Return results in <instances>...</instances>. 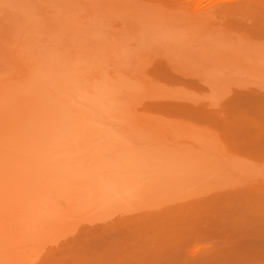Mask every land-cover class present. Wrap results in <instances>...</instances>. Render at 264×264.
Returning <instances> with one entry per match:
<instances>
[{
  "label": "rangeland",
  "instance_id": "374dc122",
  "mask_svg": "<svg viewBox=\"0 0 264 264\" xmlns=\"http://www.w3.org/2000/svg\"><path fill=\"white\" fill-rule=\"evenodd\" d=\"M158 1L0 0V264H72L57 255L109 220L264 183L222 125L264 114V37L216 23L212 42L244 35L223 39L242 54L219 44V78L180 77L141 37L147 12L180 5ZM206 3L188 5L221 14Z\"/></svg>",
  "mask_w": 264,
  "mask_h": 264
},
{
  "label": "bare ground",
  "instance_id": "6f19581e",
  "mask_svg": "<svg viewBox=\"0 0 264 264\" xmlns=\"http://www.w3.org/2000/svg\"><path fill=\"white\" fill-rule=\"evenodd\" d=\"M167 1H173V4L174 2L180 3V5L177 4V7L173 5L174 8L167 7L168 10H166L168 5L164 4L166 5L164 8L163 6L162 8L159 7V5L161 11L157 8L158 11L155 10V12L151 8L153 13L147 12L148 14L146 13L147 15L145 14L143 19L140 18L141 22L139 21L143 25L150 23L151 27L147 30L149 37L145 36L146 32H143L141 37L142 39L147 38L159 44L158 46H163L162 49L169 51V58L167 57L166 60L171 59L173 62L179 63V67L173 65L172 61H167L168 70H177L173 71V74L176 72L180 77L195 79V81H211L220 77V75L215 74L216 65L220 63L221 56L226 58L225 55L227 54V58H229L228 53L231 51L229 45L231 46L234 42L231 39L237 38L235 33L233 37L229 38L231 44L225 40L230 51L224 53L225 50L228 51L229 49L224 46L223 39L226 37L222 36L224 33L221 35L223 39L219 40L218 38L221 34L220 31L223 30L221 21L229 20L237 25L247 26L253 32L255 31L254 33L259 32L258 35L264 37V12H262L264 0ZM208 1L214 2L213 8L216 7V4L219 5L220 8L217 6L216 9H219L220 15H211V19H209L208 13L206 15L205 12L204 17H202L201 10L200 12L198 8L195 9L196 12L193 10L195 6L200 7L202 3L204 5ZM188 4L193 5L194 7H190L193 9H190ZM154 7L156 8L155 4ZM216 23H222V27L221 24L220 26L219 24L215 25ZM215 26L218 28V30L216 29L217 32L221 28L218 37L215 36L220 43L218 40L216 41L215 37V42H212ZM212 32L214 35H211ZM243 36L238 37L243 39ZM210 38H212L211 41ZM209 42H212L214 46ZM216 42L218 47L217 44L215 45ZM219 44L221 47L224 46L222 48H226L222 51ZM215 48H221L220 61L216 56L219 57L221 53L216 52L217 49ZM236 51L231 52L235 54L241 52L238 50L236 53ZM259 51L256 53L253 51V54H256L255 57L261 58L264 55V50H262L263 52L260 51L263 55ZM253 54L247 60L248 63L249 61L251 63ZM240 57L246 58L242 55ZM224 58L222 63L217 66L218 68L223 64L226 65L227 59H225V63ZM260 58H258L259 61ZM187 59L191 65L189 69H185V64L189 65ZM214 59L215 61L218 59L217 64H210ZM230 59L231 57L228 61ZM232 59L231 63L234 61ZM246 59L242 60L243 64H245ZM261 60L263 59L261 58ZM231 63L229 61L230 65ZM250 63L249 65H252L253 60L252 64ZM261 63H264V60ZM213 68L214 72L212 71ZM219 69L217 70L219 71ZM221 78H223L222 75ZM223 117L228 119V116ZM224 118L220 120L223 123L225 122ZM231 118L232 116H229L231 124L226 123L228 120L222 124L224 128L226 124L230 126L225 128V132L227 131L225 134H229L228 131H230V134H227L228 137L230 136L228 139L231 138L229 141H232L238 149L264 158V114L261 117L248 119L244 117L246 122L245 119L242 122L243 118H238L242 119V121L238 120L240 124L235 123L236 118H234L235 121L232 120L234 122L232 124ZM258 184L236 186L229 190L226 189V191L223 190V192H217V194L203 195V198L199 197V199L191 201L192 203L162 209L157 213L144 214L137 218L134 216L133 218L132 216L123 217L117 220V223L115 219L113 222H109V220L101 225V230L94 231L92 237L89 236L87 241L84 242L78 238L79 241L72 243V247H69L70 244L68 243V251L57 255V258H69L72 264H264V183ZM84 231L85 234L88 233L86 230ZM82 233L84 234V232ZM68 244L66 243V245ZM54 257L56 258V256Z\"/></svg>",
  "mask_w": 264,
  "mask_h": 264
}]
</instances>
